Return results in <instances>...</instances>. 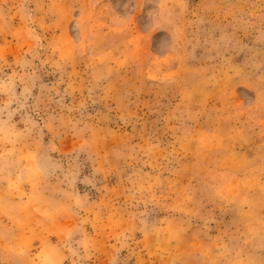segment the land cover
<instances>
[{
  "label": "rangeland",
  "instance_id": "374dc122",
  "mask_svg": "<svg viewBox=\"0 0 264 264\" xmlns=\"http://www.w3.org/2000/svg\"><path fill=\"white\" fill-rule=\"evenodd\" d=\"M0 264H264V0H0Z\"/></svg>",
  "mask_w": 264,
  "mask_h": 264
}]
</instances>
